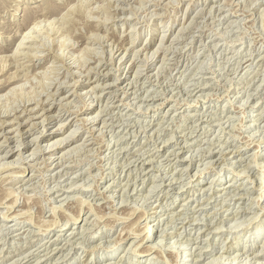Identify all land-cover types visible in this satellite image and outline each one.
Masks as SVG:
<instances>
[{"label":"rangeland","instance_id":"1","mask_svg":"<svg viewBox=\"0 0 264 264\" xmlns=\"http://www.w3.org/2000/svg\"><path fill=\"white\" fill-rule=\"evenodd\" d=\"M81 1L0 0V264H264V0Z\"/></svg>","mask_w":264,"mask_h":264},{"label":"bare ground","instance_id":"2","mask_svg":"<svg viewBox=\"0 0 264 264\" xmlns=\"http://www.w3.org/2000/svg\"><path fill=\"white\" fill-rule=\"evenodd\" d=\"M81 1V0H80ZM83 2H84V0H82ZM82 1H81V3H82ZM192 1V0H191ZM60 2H58V1H53V2H49V4L48 5H46V11H43L42 13H41V16H44L45 18L49 15H52V14H54V13H56L57 12V10H59L60 8H63V7H67L68 5H69V3H66V1H64L63 2V6H61L60 4H59ZM66 3V4H65ZM238 4V3H237ZM80 5V4H79ZM86 5V4H85ZM96 5V4H95ZM81 6V5H80ZM84 6V5H83ZM82 6V7H83ZM118 6V5H117ZM97 7V6H96ZM75 9L76 10H78L79 9V6H75L74 8L73 7H70L69 8V13H78L79 14V11L81 10V8H80V10L78 11V12H75ZM106 9V8H105ZM93 11V10H92ZM103 11H104V9H103ZM135 11V10H134ZM67 12V13H68ZM100 12H102V11H100ZM106 12V11H105ZM156 13V12H155ZM154 13V14H155ZM108 13H106V15H107ZM200 14V13H199ZM65 15V14H64ZM109 15V14H108ZM49 16H48V18H49ZM51 17V16H50ZM47 18V19H48ZM108 18V17H107ZM103 19V18H102ZM80 20V19H79ZM85 21H87L86 19H84ZM91 22V20H88V22ZM54 22V21H53ZM61 23V22H60ZM83 23V22H82ZM105 20H103L102 22H100V23H98V21H97V23H95V21H94V25H93V27L95 28V30H102V28L104 29V25H105ZM55 25V24H54ZM39 26L40 25H35L34 27H33V29L29 32V33H27V35H25V36H23L22 38H21V40L18 42V45H17V51H15L16 53H14V55H12V56H14V57H17V55L19 54L18 52H20V50H22V49H24V48H30V47H32V46H30L29 45V43L31 44V43H34L35 42V39H34V37L35 36H38V35H36V33H37V31H38V28H39ZM43 26V25H42ZM62 26V25H61ZM84 26V25H83ZM87 27V26H86ZM164 27H165V29H163L164 31L165 30H167V28H166V25H164ZM54 28V27H53ZM40 29V28H39ZM43 29V28H42ZM88 29V28H87ZM86 29V30H87ZM89 30V29H88ZM92 30V29H91ZM90 30V31H91ZM65 32V31H64ZM78 32V31H77ZM37 34H39L40 35V33H37ZM56 34H57V32H56ZM96 34V33H95ZM94 34V35H95ZM46 35V34H45ZM97 35H98V33H97ZM104 36V35H103ZM108 36V35H107ZM42 37V36H41ZM40 38V37H39ZM65 41H66V39H64ZM62 41L61 43H62V45H64V44H66L65 43V41ZM38 42V41H37ZM36 43V42H35ZM78 43V42H77ZM29 45V46H28ZM32 45V44H31ZM36 45V44H35ZM38 45V44H37ZM171 45V44H170ZM72 46V45H71ZM40 47V46H39ZM215 48V47H214ZM38 51V50H37ZM23 52V51H22ZM28 52V51H27ZM26 52V53H27ZM82 52V51H81ZM110 53V52H109ZM153 53V52H152ZM21 54V53H20ZM22 54H24L25 55V52L24 53H22ZM21 54V55H22ZM29 54V53H28ZM30 54H32V53H30ZM37 54V53H36ZM34 55V54H33ZM33 55H32V58L34 59H37V58H39L37 55H35L34 57H33ZM146 55V54H145ZM154 55V54H153ZM12 56H10V57H12ZM30 56V55H29ZM148 56V55H147ZM152 56V55H151ZM19 57V56H18ZM26 57V56H25ZM165 57V56H164ZM111 58V57H110ZM144 61V60H143ZM16 63V62H15ZM104 65V64H103ZM70 66H72V65H70ZM1 69V71H4V69H5V65H2L1 67H0ZM17 68V67H16ZM23 68V67H22ZM76 68V67H75ZM89 70H90V68H89ZM88 70V71H89ZM92 70V69H91ZM29 71V70H28ZM75 72V71H74ZM100 72H101V70H100ZM144 72V71H143ZM15 73V72H14ZM12 74V72H11V74L8 76V77H6V79L5 80H1L0 81V84H6V83H9V82H11V81H13V80H15L16 79V75L15 74ZM73 73V72H72ZM71 74V73H70ZM138 74V73H137ZM23 75V74H22ZM156 76H157V74H156ZM1 79V78H0ZM255 80V79H254ZM64 84V83H63ZM207 84V83H206ZM95 87H97V86H95ZM94 86H93V88H95ZM103 89L105 90V88L103 87ZM104 90H102V92L104 91ZM191 91V90H190ZM210 91V90H209ZM111 93V92H110ZM199 93V92H198ZM88 95V94H87ZM92 96V95H91ZM153 96V95H152ZM54 97V96H53ZM84 97V96H83ZM151 104V103H150ZM157 104V103H156ZM38 105V104H37ZM148 105V104H147ZM84 106V105H83ZM155 107V106H154ZM29 108V107H28ZM27 108V109H28ZM182 108V107H181ZM28 111H30V112H28ZM28 111H26L25 112V114L28 116V118L29 117H31V116H33L31 113H35V108L34 107H32L31 109H29ZM79 111H83V112H85V111H90V108L89 107H81L78 111H77V113L79 112ZM105 111V110H104ZM114 111V110H113ZM44 116V115H43ZM48 116H50V115H48ZM17 117V116H16ZM24 117H25V115H24ZM121 117V116H120ZM220 117V116H219ZM34 118V117H33ZM53 118H54V116H53ZM92 118V117H91ZM31 119V118H30ZM89 119V118H88ZM80 120H82V119H80ZM90 120V119H89ZM89 120H87V118L84 120V122H87V121H89ZM229 120V119H228ZM1 122H0V128H2L3 127V125L4 124H14V122H11V121H7V120H3V119H1L0 120ZM12 121H14V120H12ZM24 121H25V119H24ZM90 121H92V120H90ZM83 122V123H84ZM95 122V121H94ZM17 123H18V125H22V121L21 120H17ZM37 123V122H36ZM93 123V122H92ZM102 123V122H101ZM108 123V122H107ZM29 124H31V123H29ZM85 124V123H84ZM90 124V123H89ZM86 125V124H85ZM110 127V126H109ZM203 128V127H202ZM3 129L5 130L6 128H4L3 127ZM18 130V129H17ZM88 130V129H87ZM29 132V131H28ZM27 132V133H28ZM18 135H20L21 137L23 136V130H19V133H18ZM4 137H5V141H9L10 139L11 140H14V142H16V141H18V138H16V139H14V138H11V137H8L7 135H3ZM50 135H44L43 136V138H47V137H49ZM20 138V137H19ZM69 139V138H68ZM54 140V139H53ZM63 140V139H62ZM71 140H73V138L72 139H70V140H68V141H66L65 142V140L64 141H59V142H57V145H55L54 146V149L53 150H56V149H58V148H60V146L61 145H63V146H66ZM52 141V140H51ZM55 141V140H54ZM53 141V142H54ZM163 142V141H162ZM52 143V142H51ZM64 143V144H63ZM81 147V146H80ZM136 147V146H135ZM72 150V149H71ZM121 150V149H120ZM15 151V149H13V148H11L10 149V151L9 152H7L6 153V155L5 156H7L8 155V153H11L10 155H8V156H12L13 155V152ZM69 151V150H68ZM134 151V150H133ZM68 154V153H67ZM51 155V154H50ZM49 155V156H50ZM144 155V154H143ZM172 157V156H171ZM64 158V157H63ZM51 159V158H50ZM49 159V160H50ZM3 160V159H2ZM182 160H187L186 158H182ZM256 160V159H255ZM12 161V160H11ZM9 162V161H8ZM124 162V161H123ZM13 163V162H12ZM130 163V162H129ZM3 166V165H2ZM1 166V167H2ZM7 166H10V165H7V164H5V166L4 167H7ZM141 169V168H140ZM14 172H16V171H14ZM173 172V171H172ZM200 172V171H199ZM25 173V170H23L22 171V173L21 174H24ZM21 176V175H20ZM94 177V176H93ZM234 177V176H233ZM61 178V177H60ZM4 180V179H3ZM8 180V179H7ZM25 181V180H24ZM173 181V180H172ZM177 181V180H176ZM200 182V181H199ZM33 185V184H32ZM153 185V184H152ZM225 185V184H224ZM263 186H264V184H260V186H259V189H261V188H263ZM220 187V186H219ZM87 188V187H86ZM15 190V189H14ZM124 191V190H123ZM127 191V190H126ZM107 194V193H106ZM219 195V194H218ZM71 197V196H70ZM71 199V198H70ZM260 200H261V202L262 203H264V195H260ZM119 203V202H118ZM263 205V204H262ZM262 207V206H261ZM264 207V206H263ZM262 211L264 210V209H261ZM22 211V210H21ZM16 213V212H15ZM14 213V214H15ZM171 213V212H170ZM17 214V213H16ZM146 214V213H145ZM149 214V213H148ZM172 214V213H171ZM7 215V214H6ZM120 215V214H119ZM180 217V216H179ZM250 219V218H249ZM250 220H252V219H250ZM160 221V220H159ZM253 221V220H252ZM93 222V221H92ZM256 225V224H255ZM136 227V226H135ZM99 229V228H98ZM126 229V228H125ZM130 230V229H129ZM244 230V231H243ZM152 231H153V226H150V228L146 231V232H144V234L142 235V237L140 238L141 239V241H143L144 239H149L150 238V233H152ZM121 232V231H120ZM122 234V233H121ZM236 237H238L240 240H242V241H244V240H247V241H253V242H255V241H261V240H263L264 239V225H256V226H254V225H252V226H249V227H246V228H242L240 231H239V233H238V236H236ZM14 240V239H13ZM157 240V239H156ZM118 241V240H117ZM132 243V242H131ZM154 243V242H153ZM176 244V243H175ZM173 246H175V245H173ZM88 247V246H87ZM177 247V246H176ZM183 247V246H182ZM193 247V246H192ZM153 248H155L154 246H150V247H147V248H144V249H138V251L140 252V253H146V254H148V255H151V254H153V252H155L156 250H154V251H152V249ZM185 248V247H184ZM184 248H181L180 246L178 247V248H174L175 250H173V247L170 249V252H169V254H170V256L171 257H173V258H175L174 260H178V264H180V261L183 259V257H184V250H186V252L188 253V254H191L192 255V252H191V248H189V249H184ZM156 249V248H155ZM226 250H228L227 252H229L230 250L232 251V248H231V246L229 247V249H226ZM262 251V250H261ZM52 252V251H51ZM230 253V252H229ZM182 254V255H181ZM238 254V253H237ZM183 256L182 258L180 257L179 258V256ZM245 255V254H244ZM22 256V255H21ZM237 256V255H236ZM241 256V255H240ZM141 258V257H140ZM179 258V259H178ZM234 258V257H233ZM237 258V257H236ZM254 258H256V259H259L260 261L261 260H263L264 259V257H263V255H260L259 253L257 254L256 253V255L254 256ZM253 259V258H252ZM173 260V261H174ZM235 261V259L234 260H223V262L221 263V260H220V262L219 263H221V264H233V262ZM136 262H138V263H141V261H136ZM259 262V261H258ZM263 262V261H262ZM262 262H259V264L260 263H262ZM146 263V262H145ZM218 263V264H219ZM243 263V262H242ZM241 263V264H242ZM257 263V262H256ZM245 264H247V262H245Z\"/></svg>","mask_w":264,"mask_h":264}]
</instances>
